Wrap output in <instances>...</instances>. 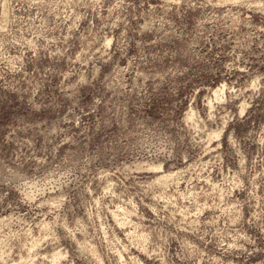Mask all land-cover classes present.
<instances>
[{"label":"clouds","instance_id":"clouds-1","mask_svg":"<svg viewBox=\"0 0 264 264\" xmlns=\"http://www.w3.org/2000/svg\"><path fill=\"white\" fill-rule=\"evenodd\" d=\"M0 264H264V0H0Z\"/></svg>","mask_w":264,"mask_h":264}]
</instances>
